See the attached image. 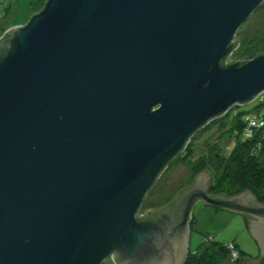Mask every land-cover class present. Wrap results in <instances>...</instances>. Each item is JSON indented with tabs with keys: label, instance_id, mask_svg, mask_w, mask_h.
<instances>
[{
	"label": "water",
	"instance_id": "obj_1",
	"mask_svg": "<svg viewBox=\"0 0 264 264\" xmlns=\"http://www.w3.org/2000/svg\"><path fill=\"white\" fill-rule=\"evenodd\" d=\"M262 2L46 0L7 29L0 264H184L199 200L244 214L264 256V204L247 188L208 195L205 171L163 206L200 187L181 200L183 211L138 218L193 134L264 91V52L220 64Z\"/></svg>",
	"mask_w": 264,
	"mask_h": 264
},
{
	"label": "rangeland",
	"instance_id": "obj_2",
	"mask_svg": "<svg viewBox=\"0 0 264 264\" xmlns=\"http://www.w3.org/2000/svg\"><path fill=\"white\" fill-rule=\"evenodd\" d=\"M45 1L0 0V37L7 29L25 24L31 15L43 8ZM236 38L239 39L238 45L228 55L226 63L241 58L252 59L257 52H264V0L238 28L234 41ZM262 116H264V91L246 104L231 107L227 113L212 119L197 130L187 144L188 150L184 149L185 151L167 164L147 192L139 214L144 215L147 211L153 213L160 207L176 201L178 192L189 187L196 175L203 171L209 174L207 194H211L210 185L221 173L223 162L228 159L237 144L234 131H229L231 124L239 121L244 124L245 129L250 124V120L264 124ZM256 129L260 131L258 133L260 138H258V147L251 156L262 161L264 125ZM250 134L251 132L247 133L245 137H250ZM241 136H244V132ZM239 165L244 167L246 162L243 160ZM244 178H234L221 194L234 195L247 188L248 184ZM255 198L257 202L264 204V199ZM187 227L189 234L187 264H244V261H240L242 257L260 258L257 264H264V256H259V247L247 228L244 214L212 207L198 201L192 207ZM199 245L200 249L197 250ZM101 264L115 263L108 257Z\"/></svg>",
	"mask_w": 264,
	"mask_h": 264
},
{
	"label": "trees",
	"instance_id": "obj_3",
	"mask_svg": "<svg viewBox=\"0 0 264 264\" xmlns=\"http://www.w3.org/2000/svg\"><path fill=\"white\" fill-rule=\"evenodd\" d=\"M6 32L4 35L0 37V55L6 52V49L3 46V42L7 36ZM234 48L236 47V43L233 41ZM226 60V59H225ZM222 61L220 64H225ZM246 61H240V64L245 63ZM232 62H228L226 64H230ZM264 117V116H262ZM260 118V117H257ZM256 119V118H255ZM244 124H241L239 121L231 124L230 132L234 131V135L237 138V144L234 147L232 153L228 157L227 160L223 162V169L217 179L210 185L211 194H221L228 184L236 177L246 178L247 181V191L251 193V195L258 197L260 199H264V146L261 151V155L263 157L262 161L257 160L254 156H251V153H254L256 147H258V133L260 132L258 129H251L249 127L243 128ZM253 130H255L253 132ZM251 131L250 137L246 138L245 135ZM242 132H244V136L242 137ZM253 132V133H252ZM187 147V146H186ZM187 151L188 149L185 148ZM184 150V151H185ZM245 161L246 165L243 167L240 164L241 161ZM243 175V176H241ZM244 178V179H245ZM214 196V195H211ZM173 208L172 206H165L159 209L157 212L150 213L148 215H154L160 211L167 210ZM140 213V212H139ZM145 215H140L138 218H143ZM202 244V243H201ZM200 244V245H201ZM200 245L197 250L200 249ZM241 252V251H240ZM264 261V260H263ZM188 263V257L184 264Z\"/></svg>",
	"mask_w": 264,
	"mask_h": 264
},
{
	"label": "flooded vegetation",
	"instance_id": "obj_4",
	"mask_svg": "<svg viewBox=\"0 0 264 264\" xmlns=\"http://www.w3.org/2000/svg\"><path fill=\"white\" fill-rule=\"evenodd\" d=\"M226 63V62H225ZM228 111H226L225 113H227ZM225 113H223V114H225ZM222 114V115H223ZM221 116V115H220ZM194 189H200V187H192V188H190L187 192H183L182 193V196H180V198H179V200L172 206L174 209H178V212H179V210H181V211H183L182 210V208H183V203L181 202V200L186 196V194L187 193H189L191 190H194ZM205 189H206V186H205ZM207 193H209L208 191H207ZM208 195H211V194H208ZM226 198H228V197H226ZM239 199V198H238ZM200 201V200H199ZM198 202V201H197ZM181 206V207H180ZM148 214H150V213H148ZM148 214H146L144 217H147L148 216ZM187 259V258H186ZM186 261V260H185Z\"/></svg>",
	"mask_w": 264,
	"mask_h": 264
},
{
	"label": "built area",
	"instance_id": "obj_5",
	"mask_svg": "<svg viewBox=\"0 0 264 264\" xmlns=\"http://www.w3.org/2000/svg\"><path fill=\"white\" fill-rule=\"evenodd\" d=\"M251 122H250V124L248 125V127L249 128H253V129H256V128H260V127H262L264 124L262 123V122H256L255 120H250ZM253 124V125H252ZM251 132V131H250ZM248 133H249V131H248Z\"/></svg>",
	"mask_w": 264,
	"mask_h": 264
}]
</instances>
